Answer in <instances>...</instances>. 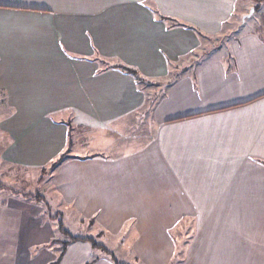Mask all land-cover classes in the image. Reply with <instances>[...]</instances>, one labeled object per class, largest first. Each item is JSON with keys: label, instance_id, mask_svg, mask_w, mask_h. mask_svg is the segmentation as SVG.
Masks as SVG:
<instances>
[{"label": "crops", "instance_id": "0c3cea01", "mask_svg": "<svg viewBox=\"0 0 264 264\" xmlns=\"http://www.w3.org/2000/svg\"><path fill=\"white\" fill-rule=\"evenodd\" d=\"M172 69L191 73L167 84ZM150 87L169 88L143 146L69 154L51 176L59 197L135 264H264V0H0L6 164L47 165L67 147L69 121L119 126L149 103ZM42 213L0 199V264L56 259ZM183 217L193 236L176 252L169 231ZM99 244L71 241L56 264H128Z\"/></svg>", "mask_w": 264, "mask_h": 264}, {"label": "rangeland", "instance_id": "374dc122", "mask_svg": "<svg viewBox=\"0 0 264 264\" xmlns=\"http://www.w3.org/2000/svg\"><path fill=\"white\" fill-rule=\"evenodd\" d=\"M251 9H249V13L251 12ZM248 21L249 20H247V23ZM233 24L236 23L233 22ZM216 39L217 40H213L212 43L221 46L225 42L224 38H221V41L218 38ZM205 42L206 40L201 46H207ZM190 73V69H186V71L172 69V71L165 76L163 81H171L173 79L172 77L175 78L177 75ZM168 83L169 82H167V84ZM168 88H148L147 91L150 96L149 103H145L144 106L142 105L139 107L134 115H130L121 122L119 126L113 125L111 129L85 128L71 122L73 129L71 130L69 139L74 145L73 147H70L68 154L88 156L98 153L102 156L116 157L119 154L141 148L145 139H148L151 132H153L155 126L154 120L151 119L152 108L159 103V96L161 93L168 91ZM7 113H9V109L6 107L3 95L0 92V122ZM98 141H101L102 143L100 142L99 144L97 143ZM6 142V135L0 130V154ZM41 168L32 169L27 167H13L6 164L0 157V199L12 194L16 197L31 200L42 208V216L45 219H51L53 221L56 228L55 239H60L62 241L68 240V237L58 229L57 223L61 220L63 229L69 233L68 235L79 237L91 236L98 244L103 243L105 246H108L109 244V247H106L110 251L113 250L115 252V256L120 262L135 264L131 259L132 255L130 248L123 249V253L121 252L123 255L120 256L113 249L115 246H111L113 239L106 236L99 226L91 221H84V224L80 223V217L75 214L72 206L66 204L63 199L59 197L54 186H52L51 176L53 171L47 169L48 167ZM56 212H60V214L56 215ZM192 221L193 219L190 217H183L182 221L169 231L171 238L176 244V252H179L182 246V250L186 251L184 246L188 244L193 236V231H191L193 227H191ZM52 247L58 255L60 251L59 243H52ZM179 256L180 255L178 254L177 258H179ZM178 260L179 263H181L180 258ZM171 264H176V258L172 259Z\"/></svg>", "mask_w": 264, "mask_h": 264}, {"label": "trees", "instance_id": "16d2710c", "mask_svg": "<svg viewBox=\"0 0 264 264\" xmlns=\"http://www.w3.org/2000/svg\"><path fill=\"white\" fill-rule=\"evenodd\" d=\"M159 18L161 20H168L170 22L168 24L169 26H173V25L176 24V23L171 22V19L169 17H165L163 15H160ZM101 60H104V59H101ZM106 65L110 66V67L117 68V69L121 70L122 72L131 74L134 77V79H135V81L137 83H140V84L143 83L142 86H146L147 84H156L154 81H151V80H148V79L144 78L139 73V71L137 69H135V68H133L131 66H128L126 64H123V63H120V62H113V63L112 62H108V63H106ZM68 127H69V137H70L71 130L73 129V126L71 125V121L68 122ZM71 145H72V143H71V141L69 139V142L67 143V147L63 151H61L54 159L49 161V163L47 165H45V167H48L47 169H50V170L54 171L63 161H65L67 158L70 157L69 154H68V150L70 149ZM45 167L43 166L42 168H45ZM46 206H47V204H46ZM55 214L59 215L60 213L56 212ZM57 226H58L59 231L61 233H63L65 236L68 237V240L67 241H62L60 239L52 240L51 243H59L60 251H59V254L57 255L56 259L53 262L49 263V264L58 263V261L61 259L62 255H63L67 245L71 241L87 240L94 247H98V246L100 247L101 246L100 244L96 243L95 240L92 239L91 237H79V236H70V235H68L69 233L63 229V224H62L61 220L58 221ZM113 262L117 263L114 258H113ZM117 264H121V263H117Z\"/></svg>", "mask_w": 264, "mask_h": 264}, {"label": "water", "instance_id": "95a60500", "mask_svg": "<svg viewBox=\"0 0 264 264\" xmlns=\"http://www.w3.org/2000/svg\"><path fill=\"white\" fill-rule=\"evenodd\" d=\"M253 9H251V12H252Z\"/></svg>", "mask_w": 264, "mask_h": 264}]
</instances>
